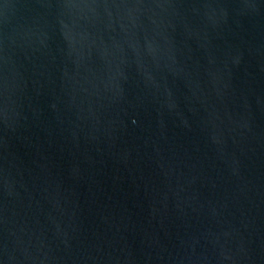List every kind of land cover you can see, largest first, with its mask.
Segmentation results:
<instances>
[{
	"label": "water",
	"instance_id": "1",
	"mask_svg": "<svg viewBox=\"0 0 264 264\" xmlns=\"http://www.w3.org/2000/svg\"><path fill=\"white\" fill-rule=\"evenodd\" d=\"M0 264H264V0H0Z\"/></svg>",
	"mask_w": 264,
	"mask_h": 264
}]
</instances>
